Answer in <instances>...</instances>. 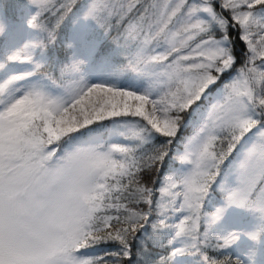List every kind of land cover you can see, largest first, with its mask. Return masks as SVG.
<instances>
[{
  "label": "snow or ice",
  "instance_id": "6c2138e0",
  "mask_svg": "<svg viewBox=\"0 0 264 264\" xmlns=\"http://www.w3.org/2000/svg\"><path fill=\"white\" fill-rule=\"evenodd\" d=\"M0 264H264V0H0Z\"/></svg>",
  "mask_w": 264,
  "mask_h": 264
}]
</instances>
